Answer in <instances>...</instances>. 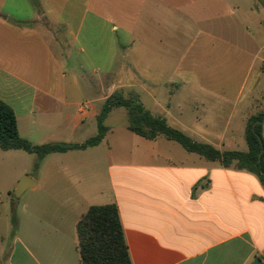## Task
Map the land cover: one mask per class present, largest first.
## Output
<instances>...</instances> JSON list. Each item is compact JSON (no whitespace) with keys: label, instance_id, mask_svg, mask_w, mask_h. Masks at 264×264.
<instances>
[{"label":"crops","instance_id":"crops-1","mask_svg":"<svg viewBox=\"0 0 264 264\" xmlns=\"http://www.w3.org/2000/svg\"><path fill=\"white\" fill-rule=\"evenodd\" d=\"M24 1L28 11L18 0H0V100L14 111L21 137L20 123L28 133L29 125L51 129L69 115V104L54 97V69L57 58L71 65L67 50L79 44L87 22L86 32L105 29L117 41L111 54L118 61L107 63L103 55L106 73L117 64L126 73L146 75L133 95L146 94L147 105L139 100L152 115L220 152L246 151L245 122L258 104L252 75L264 65V0L232 2L224 15L234 22L229 35L201 34L211 44L226 40L235 49L231 71L245 75L237 87L206 76L181 84L165 77L171 55L161 17L165 5L157 18L153 12L152 30L140 34L137 23L124 18L123 6L107 0ZM79 51L86 48L80 45ZM95 56L101 58L100 48L86 57ZM172 86L178 89L173 95ZM126 126L107 125L97 146L54 154L95 163L54 161V211L46 216L24 206L13 227L7 202L0 200V264H80L76 223L90 206L106 204L117 207L131 264H251L254 258L264 264V186L256 175L208 161L163 136L144 139ZM47 157L27 190L39 189Z\"/></svg>","mask_w":264,"mask_h":264},{"label":"rangeland","instance_id":"rangeland-1","mask_svg":"<svg viewBox=\"0 0 264 264\" xmlns=\"http://www.w3.org/2000/svg\"><path fill=\"white\" fill-rule=\"evenodd\" d=\"M18 1H20L18 2L20 6L28 11L27 3L24 0ZM235 1L237 0H222L218 3H211V0H132L133 6H130L131 0H107L112 5L116 3L123 6L124 18L136 22L140 34H147L148 30H152L153 12H156L155 17L157 18L159 15L157 9L165 5L166 11L161 17H165L166 32L170 35L171 47L170 70L165 75L166 78L169 77L173 80L172 82L181 84L186 81V78H192L198 82L206 76L213 77L219 82H230L231 87H237L245 76L243 73L231 71L235 49L228 46L226 40L211 44V41L203 38L201 34L211 35L213 32L229 35L231 30L227 27L234 22L224 15L228 6ZM126 5H129L127 9ZM110 12L115 13L116 11H108ZM216 15L220 19L215 20ZM86 25L87 22L84 23L80 32L79 44L67 50L71 65L57 58L58 68L54 69V97L69 104V115L60 117L57 125L51 129L29 125L28 133L23 132L20 123L22 138L34 145L48 142H82L85 138L97 133L96 117L103 103L100 98L108 97L113 92H118L127 98L135 94L134 87L137 83L146 81V75L126 73L117 64L112 68L107 66L108 72L106 73L103 55L106 53L107 63L112 60L118 61V58H112L111 54L112 47L117 45V41L111 42L110 37H113L111 36L113 32L105 29L99 28L95 33L92 31L93 34L86 32ZM156 27L153 30L157 32ZM114 38L117 39V36L115 35ZM80 45L86 48V53L79 51ZM99 48L101 58L98 59V56H95L88 59L86 57L90 51H99ZM125 60L129 62V59ZM97 67L101 68V73L92 74V69ZM62 74L66 76L63 77ZM252 81L259 85L255 99L258 103L257 110L254 111L258 114L264 112V65H261L258 74L252 75ZM230 90L232 92V89ZM177 92L178 89L172 86L170 93L173 95ZM139 99L147 105L145 93H142ZM84 103H88L89 109L84 113L78 112V107ZM126 123L127 113L123 108L112 109L104 121V125L114 126L116 129L122 128ZM26 134L32 135L31 139H28ZM242 141L245 143L244 139ZM36 160V155L22 150H0V200L7 202L11 219L24 215V206H27L28 210L43 213L44 216H46L45 212L54 211V161L64 166L69 163H95V160L90 157L66 156L54 159V154L48 155L42 172V184L40 183L37 192L27 190L17 199L16 206L11 205L14 190L12 186L16 180L24 175L29 178H39V168H34ZM100 163L102 164L103 161L101 160ZM62 186L64 189L67 188L65 183Z\"/></svg>","mask_w":264,"mask_h":264},{"label":"trees","instance_id":"trees-1","mask_svg":"<svg viewBox=\"0 0 264 264\" xmlns=\"http://www.w3.org/2000/svg\"><path fill=\"white\" fill-rule=\"evenodd\" d=\"M115 108L125 109L126 128L131 133L147 140L163 136L179 144L184 150L198 154L208 161H218L224 167L234 164L237 169L256 175L264 186V138L262 136L264 123L255 124L256 121H261L264 112L251 116L245 122L243 138L246 151L220 152L209 144L193 141L183 132L167 125L163 118L152 115L136 95L125 98L118 92H113L103 101L96 117L97 133L80 144L63 142L32 144L20 137L14 111L0 100V150H22L36 155L34 168L38 169L42 160L48 155L70 150H84L100 144L108 131L104 121ZM11 222L15 227V217H12ZM76 235L80 264H131L116 205L90 206L76 223Z\"/></svg>","mask_w":264,"mask_h":264},{"label":"water","instance_id":"water-1","mask_svg":"<svg viewBox=\"0 0 264 264\" xmlns=\"http://www.w3.org/2000/svg\"><path fill=\"white\" fill-rule=\"evenodd\" d=\"M256 123H264V116L262 117L261 121H256ZM254 126V124H253ZM260 157V153L258 154V159ZM34 186V182L29 178L28 176H22L16 183L14 190H13V198L11 200L12 204L14 206L17 205V199L22 195V193ZM251 264H261L260 260L258 258H254L253 262Z\"/></svg>","mask_w":264,"mask_h":264},{"label":"built area","instance_id":"built-area-1","mask_svg":"<svg viewBox=\"0 0 264 264\" xmlns=\"http://www.w3.org/2000/svg\"><path fill=\"white\" fill-rule=\"evenodd\" d=\"M89 109L88 103L81 104L79 106V112L84 113Z\"/></svg>","mask_w":264,"mask_h":264}]
</instances>
